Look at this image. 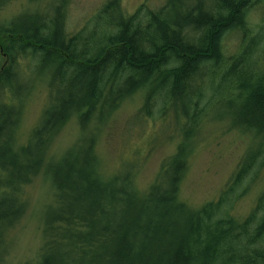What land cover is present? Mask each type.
Here are the masks:
<instances>
[{"label":"trees","instance_id":"obj_1","mask_svg":"<svg viewBox=\"0 0 264 264\" xmlns=\"http://www.w3.org/2000/svg\"><path fill=\"white\" fill-rule=\"evenodd\" d=\"M10 1L0 0V9ZM53 1L0 29L9 38L0 46L6 59L0 66V262L27 212L26 188L45 172L56 197L44 214L36 264H264V192L247 217L236 214L264 180V63L256 58L262 37L253 33L248 12L236 30H227L223 21L200 18V2L167 0L156 11L141 7L127 16L120 0H111L71 35L70 0ZM251 1L225 0L218 8ZM234 31L241 42L228 56L225 39ZM248 32L254 52L240 51ZM25 58L34 62L31 74L21 67ZM52 67L49 103L19 145L23 101ZM136 93L144 95L136 122L158 127L147 153L163 136L162 125L172 130L163 140L179 139L145 193L137 185L140 149L108 179L98 155L102 128ZM218 117L231 122L230 131L251 134V142L217 199L194 208L180 199L182 183L197 137ZM74 118L83 136L48 162L56 137Z\"/></svg>","mask_w":264,"mask_h":264},{"label":"rangeland","instance_id":"obj_2","mask_svg":"<svg viewBox=\"0 0 264 264\" xmlns=\"http://www.w3.org/2000/svg\"><path fill=\"white\" fill-rule=\"evenodd\" d=\"M60 1L62 0H54L53 4ZM109 1L111 0H70L67 10V33L73 35L84 30ZM184 1L188 6H192L202 0ZM166 2L167 0H120V5L124 14L131 16L141 7H147L149 11H156L162 8ZM53 6L51 0H11L0 9V29L9 28L17 18L24 14L35 16ZM248 22L252 26L253 33L261 34L262 39L256 58L263 65L264 0H255L249 9ZM94 27L95 31H98V35L101 34L102 28H96L95 24ZM94 27L91 28L92 31ZM4 37H0L1 47L5 46L3 44L7 45V39L9 41L8 37L7 39ZM240 42L239 34L229 33L224 44L226 54L228 56L235 54ZM1 51L0 66H3L6 59ZM29 61V58L22 60L23 66L21 67L31 74L35 66L34 62H31V65ZM54 68L46 71L35 82L33 91L23 101V114L16 133L19 145L28 139L49 103V87ZM143 104V93H136L114 113L99 134L98 155L100 173L108 179L116 172L124 158L135 156V151L140 149L144 154L142 158L140 156L144 164L137 178V185L141 192L145 193L155 181L162 162L175 153L179 139L163 140L167 137L165 135L172 133V130H168L162 125L158 133L161 132L163 136L147 153L148 149L146 151L145 148L149 145L153 135L156 134L158 127L154 125L153 121H147V124L141 121L136 122L134 117ZM230 126L231 122L228 119L218 117L209 122L197 137L195 149L190 155V168L182 183L181 201L194 208H199L217 199L251 142V134L241 133L237 130L230 131ZM82 136V130L77 119L74 118L56 137L48 155V162L61 158L77 145ZM263 192L264 180L240 202L236 214L242 220L249 215ZM25 194L28 199L27 212L7 239V253L0 264H36L40 256L44 244V214L55 203L56 191L52 182L43 172L26 188Z\"/></svg>","mask_w":264,"mask_h":264},{"label":"bare ground","instance_id":"obj_3","mask_svg":"<svg viewBox=\"0 0 264 264\" xmlns=\"http://www.w3.org/2000/svg\"><path fill=\"white\" fill-rule=\"evenodd\" d=\"M222 1H225V0H202L199 3L200 7L197 6L198 7L197 10H198V14L200 18L204 22H213L216 20L223 21V23L227 25V30H232L234 28L239 27L242 20L244 19V16L246 15V11L249 13V9L252 7V5L255 2V0H252L249 3V6L248 5L243 6L242 5L243 2L242 3L239 2V3L234 4L232 9L229 8L230 10L226 11V10H222L218 8ZM235 10H237L238 12L236 13ZM219 14L221 16H219ZM250 32H248L249 34L246 33L247 35L245 34L246 41L240 48V51H244L245 49L251 50V52L255 51L257 45L255 44L256 42H254V40L252 39L254 35H252V33ZM231 33H236V31L231 32ZM240 36H242V34H240ZM249 45H252V46H249ZM256 82L257 80L253 81V79H251L249 80V85L254 87Z\"/></svg>","mask_w":264,"mask_h":264}]
</instances>
